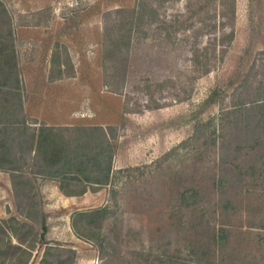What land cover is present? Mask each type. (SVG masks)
<instances>
[{
	"label": "rangeland",
	"instance_id": "obj_1",
	"mask_svg": "<svg viewBox=\"0 0 264 264\" xmlns=\"http://www.w3.org/2000/svg\"><path fill=\"white\" fill-rule=\"evenodd\" d=\"M141 1L0 0L17 75L0 83V264H264V0H235L207 62L216 1L152 20ZM42 124L91 140L102 180L47 162Z\"/></svg>",
	"mask_w": 264,
	"mask_h": 264
},
{
	"label": "trees",
	"instance_id": "obj_2",
	"mask_svg": "<svg viewBox=\"0 0 264 264\" xmlns=\"http://www.w3.org/2000/svg\"><path fill=\"white\" fill-rule=\"evenodd\" d=\"M156 1V0H154ZM216 1V2H215ZM157 4H152L149 3L148 1L146 2L141 1L139 3V5L134 9V11L137 14V18L138 19H144L146 20V17L148 18V20H152L154 17H158L159 15V11H158V3L159 5H163L165 2H169V0H157L156 1ZM187 6H191L192 3L190 1H187ZM215 2V7L212 8L214 9V13L213 16H217L220 18L219 21V29L221 28L223 30V32H221V36H219L217 39L213 38L211 40H209L206 44H204L201 47H197L194 43V55H195V59H198L199 56H201L202 58H205L206 62L208 61V59H210L211 57V52L215 51L216 45H221L220 50H223V44H224V38L227 37L228 39H233V29H230L228 32L225 33V28H227V26L229 25L232 17L234 16L235 13V0H210L208 3H210V5ZM207 3V2H206ZM204 7V4L201 3L198 5V9H202ZM175 19V18H174ZM205 18H201L200 20H204ZM164 20V19H162ZM218 25V24H217ZM216 26V23L211 24L209 29H213ZM212 32V31H211ZM226 34V36H225ZM197 47V48H196ZM200 50V51H198ZM205 62V63H206ZM206 69V67H205ZM204 69V70H205ZM12 76L13 75L15 77H17L16 74H12V72H4V70L0 67V83L4 84V81H6V78L8 76ZM14 95L17 96V92L15 91H11ZM18 97V96H17ZM10 105H12V111L15 109L17 113L21 112V109H19V112L16 109V103L15 102H7ZM8 104V105H9ZM5 105V104H4ZM3 105H1L2 107ZM20 108V107H19ZM4 111V110H3ZM16 113V114H17ZM19 120H15L14 122L17 123ZM63 127L61 128L60 126L56 129L53 126L47 125V124H42L39 127V130L37 133L32 132L31 133V139H35L34 136L36 137V144L35 147L37 148V151L42 153L45 157V160L47 162L52 160V164L54 163V159L56 160H61L63 161V168L61 170L63 175H67L70 167L71 170L69 172V174H78L77 171H80V173H84V175H87L88 180L93 181V182H100V180L102 179H98L96 177L92 178L94 180L89 179V172L90 170L87 169V165H88V161L91 159L94 160H102V158H100V155L98 156V152H94L92 154V156H87L85 158L79 157V151L81 149H86L88 150L90 148L89 143L91 140L87 141H77V140H72V139H67L64 134L62 133ZM62 133V134H61ZM87 136H89L91 138V133L87 132L86 133ZM86 136V135H85ZM7 142H8V138L7 136H5V138L0 140V148H2L3 152L5 153L6 150L4 149V147L7 146ZM71 145H73V149L71 147ZM81 148V149H80ZM3 152H0V155H2V157H4L3 155L7 154H3ZM88 153V151H86ZM86 153V154H87ZM47 154V155H46ZM104 154V153H103ZM1 157V156H0ZM103 157V155H102ZM100 158V159H99ZM107 168L109 167V165L106 166ZM10 170H15L16 167H10L7 168ZM75 169V172H72V170ZM54 173L56 176H59V171L57 168H55ZM108 175V173H107ZM106 181V177L104 179ZM69 192V191H68ZM67 192V193H68ZM71 194V192H69ZM82 213V212H79ZM79 235H82L80 233H78Z\"/></svg>",
	"mask_w": 264,
	"mask_h": 264
}]
</instances>
